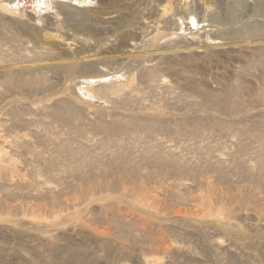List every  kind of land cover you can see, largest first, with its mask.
Returning <instances> with one entry per match:
<instances>
[{
	"label": "rangeland",
	"instance_id": "obj_1",
	"mask_svg": "<svg viewBox=\"0 0 264 264\" xmlns=\"http://www.w3.org/2000/svg\"><path fill=\"white\" fill-rule=\"evenodd\" d=\"M0 264H264V0H0Z\"/></svg>",
	"mask_w": 264,
	"mask_h": 264
},
{
	"label": "bare ground",
	"instance_id": "obj_2",
	"mask_svg": "<svg viewBox=\"0 0 264 264\" xmlns=\"http://www.w3.org/2000/svg\"><path fill=\"white\" fill-rule=\"evenodd\" d=\"M164 67H166V66H164ZM162 71V70H161ZM198 71H200V70H198ZM174 73V72H173ZM206 73V72H205ZM223 76V75H222ZM152 77V76H151ZM156 80V79H155ZM148 82V81H147ZM152 82H153V80H152ZM86 87V86H85ZM187 177V176H186ZM178 180V179H177ZM184 180V179H183Z\"/></svg>",
	"mask_w": 264,
	"mask_h": 264
}]
</instances>
